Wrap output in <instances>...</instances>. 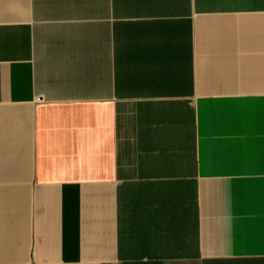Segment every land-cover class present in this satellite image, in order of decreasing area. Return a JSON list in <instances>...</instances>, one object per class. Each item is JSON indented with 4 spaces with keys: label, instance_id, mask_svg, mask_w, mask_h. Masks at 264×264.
I'll list each match as a JSON object with an SVG mask.
<instances>
[{
    "label": "crops",
    "instance_id": "crops-1",
    "mask_svg": "<svg viewBox=\"0 0 264 264\" xmlns=\"http://www.w3.org/2000/svg\"><path fill=\"white\" fill-rule=\"evenodd\" d=\"M0 264H264V0H0Z\"/></svg>",
    "mask_w": 264,
    "mask_h": 264
}]
</instances>
